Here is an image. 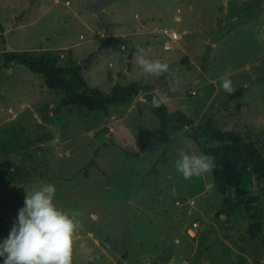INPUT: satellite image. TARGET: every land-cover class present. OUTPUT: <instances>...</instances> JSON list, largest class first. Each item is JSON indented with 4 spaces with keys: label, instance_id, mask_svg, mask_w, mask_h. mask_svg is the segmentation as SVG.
I'll list each match as a JSON object with an SVG mask.
<instances>
[{
    "label": "rangeland",
    "instance_id": "obj_1",
    "mask_svg": "<svg viewBox=\"0 0 264 264\" xmlns=\"http://www.w3.org/2000/svg\"><path fill=\"white\" fill-rule=\"evenodd\" d=\"M95 2L0 0V241L24 206L25 191L52 183L56 206L80 213L73 264H264V198L232 215L222 203L227 216L222 235L227 222L238 227L239 239H231L234 250L218 239L207 221L222 196L215 188L182 196V185L196 189L200 180L183 179L173 166L179 148L199 151L183 142L182 126L159 136L142 91L110 104L107 115L74 105L56 113L59 90L49 88L41 74L2 60L7 50L49 53L61 67L80 66L76 77L66 76L79 89L107 93L114 84H152L168 110L181 111L195 124L212 117L217 130L249 136L264 153V0H110L102 10L113 24L108 36L99 14L89 11ZM229 11L238 18L231 20ZM162 28L180 34L172 49L162 48ZM138 47L190 85L171 93L155 87L172 81L144 74L134 60ZM91 53L94 58L82 67ZM229 67L236 88L230 95L219 87ZM213 78L216 93L208 81ZM203 178L205 185L213 183L211 175ZM251 181L248 198L256 195ZM259 204L263 208L254 220L261 233L246 240L248 216ZM194 220L197 227L191 226ZM188 227L196 238L186 234ZM85 247L94 261L86 258ZM245 248L247 255L240 252Z\"/></svg>",
    "mask_w": 264,
    "mask_h": 264
},
{
    "label": "trees",
    "instance_id": "obj_2",
    "mask_svg": "<svg viewBox=\"0 0 264 264\" xmlns=\"http://www.w3.org/2000/svg\"><path fill=\"white\" fill-rule=\"evenodd\" d=\"M229 11V14H232ZM4 64L16 63L26 67L29 71L41 74L49 88L61 92L59 105L54 111L59 113L62 108L69 105L83 107L89 111H96L107 115L110 104L124 103L142 91V98L147 103L149 111L157 118L159 130L162 135L168 133L170 126H182V136L187 143L197 148L199 153L215 157L216 168L211 173L214 188L222 196V201L227 207V214H234L238 210L249 211L254 199L259 202L264 198V189L261 196L257 193V181L264 182V153L249 137L239 132L217 130L211 118L195 124L192 118L179 110L170 111L162 103L160 107H151L153 96L160 98L152 84L140 88V84L128 85L114 84L107 93L98 89H79L66 76L76 77L80 66L69 65L61 67L56 59L49 53L39 52L31 55L28 52L7 50L3 52ZM187 128V130H185ZM255 181V197H247V188ZM230 193V198L226 196ZM259 204L248 216L245 230L246 240H252L261 233V223L254 220L262 211ZM253 218V219H252Z\"/></svg>",
    "mask_w": 264,
    "mask_h": 264
},
{
    "label": "clouds",
    "instance_id": "obj_3",
    "mask_svg": "<svg viewBox=\"0 0 264 264\" xmlns=\"http://www.w3.org/2000/svg\"><path fill=\"white\" fill-rule=\"evenodd\" d=\"M180 21V17H176ZM135 63L146 75H166L172 81V90L180 81L175 71L166 62L146 58V49L138 47L134 53ZM231 68L220 77L219 87L228 95L236 88L231 80ZM163 98L153 96L151 107L158 108ZM187 130V128L185 129ZM175 171L185 180L211 175L216 168L215 157L204 153H189L184 148L177 150L173 163ZM214 183H208L211 191ZM56 187L52 183L33 185L25 191L24 206L18 210L7 238L0 241V258L3 264H73V241L81 227L77 211H64L54 202ZM84 254L91 262L96 259L92 250L85 247Z\"/></svg>",
    "mask_w": 264,
    "mask_h": 264
},
{
    "label": "crops",
    "instance_id": "obj_4",
    "mask_svg": "<svg viewBox=\"0 0 264 264\" xmlns=\"http://www.w3.org/2000/svg\"><path fill=\"white\" fill-rule=\"evenodd\" d=\"M227 14V13H226ZM227 16H230V19L232 20V19H234V18H238V14H228ZM227 19H229V18H227ZM223 22H221V24H222ZM113 28V27H112ZM174 30V29H173ZM159 33V32H158ZM178 33V32H177ZM160 35V34H159ZM180 35V34H179ZM160 37L162 38V40H163V42H162V45H163V43H164V38L160 35ZM181 38V37H180ZM180 38H179V40H180ZM211 42H209V43H211L210 44V46L213 48L214 46H215V42L213 41V40H210ZM177 43V42H176ZM175 43V44H176ZM206 43V42H205ZM174 45V44H173ZM173 45H172V48H173ZM162 48H163V46H162ZM171 48V49H172ZM214 80H215V78H213V79H208V81H209V83H211L212 84V89H211V91H213L214 93H216L217 92V89H218V86L217 85H213L214 83ZM207 81V82H208ZM157 83H159V82H157ZM159 84H161V83H159ZM158 88H161V87H159L158 86ZM162 89V88H161ZM153 92H155L156 94H157V91H153ZM191 92H193V94L195 93V91L194 90H190L189 91V93H190V95H193ZM171 93V92H170ZM211 93V92H210ZM144 101V100H143ZM152 114V113H151ZM139 116H141L140 114H138ZM153 115V114H152ZM142 117V116H141ZM208 118H211L212 119V117H208ZM194 123H195V121H194ZM148 131V130H147ZM110 132H111V130H110ZM158 132V131H157ZM160 132V131H159ZM158 132V134H159V136H163V135H160V133ZM148 134L147 133H145V131L143 130V136L142 137H146ZM110 137H111V135H109ZM183 142L187 145L188 143L183 139ZM189 145V144H188ZM136 152V151H135ZM140 155V154H139ZM199 178V183H198V188H196V189H192V188H189L188 186H184V185H182L181 187H180V191L182 192V196H184V197H186V196H189V195H193V196H195V195H199V194H202L203 192H205L206 194H208L209 193V191L206 189V185H205V181H204V178H203V176H200V177H198ZM249 180H251V178H248ZM219 194V193H218ZM220 195V194H219ZM221 196V195H220ZM226 196L228 197V198H230V195L229 194H226ZM177 202V203H176ZM175 204H180V201L179 200H176L175 202H174ZM192 203V200H190V202H189V204H191ZM222 198L220 197L219 198V200L216 202V205L214 206V208H212V210H211V214H210V217H211V219H212V217H213V219L210 221H207L208 222V224L211 226V227H209V229L210 230H212L215 234H216V236H217V238L218 239H220V240H222L229 248H232L233 249V247L234 246H232L231 245V239L232 238H237V239H239V230H238V227H232V226H227V222H225L224 223V226L225 227H227L226 229H228V231H227V234H225V235H222V230H221V225H222V222H224L225 220H226V218H227V216L223 213V212H221L220 210L222 209ZM218 211H220L219 212V214L218 215H216V213L218 212ZM137 213V211H134V214H133V212H131V216L132 217H135V215H137L136 214ZM235 214V213H234ZM232 215V214H231ZM258 217V216H257ZM145 223H147L144 219H142L141 220V224H145ZM193 223L195 224V226H193ZM191 226L192 227H197L198 226V223L194 220L193 222H192V224H191ZM186 234L189 236V237H194V238H196V235H195V233L192 231V229L191 228H186ZM258 235H260V234H258ZM257 235V236H258ZM233 236V237H232ZM175 239V241L177 240V238H174ZM254 239V238H253ZM236 245L237 246H235L236 248H239L240 249V247H238L241 243L239 242V241H236ZM263 247H264V245H263ZM234 250V249H233ZM235 251H237L238 252V250L237 249H235ZM241 253H243L244 255H247V251H246V248L244 249V251H240ZM145 259V258H144ZM146 262H144V264H145Z\"/></svg>",
    "mask_w": 264,
    "mask_h": 264
},
{
    "label": "water",
    "instance_id": "obj_5",
    "mask_svg": "<svg viewBox=\"0 0 264 264\" xmlns=\"http://www.w3.org/2000/svg\"><path fill=\"white\" fill-rule=\"evenodd\" d=\"M110 0H96V2L91 5L89 7V11H91L92 13H97L99 14L100 16V21L104 27V35L105 36H108L112 33V27H113V24L106 21V19L103 17L102 15V10H103V7L106 5V3H108ZM104 51V46L100 47L98 49V53H102ZM95 54L94 53H91L89 54L81 63L80 65L82 67H86L91 61L92 59L94 58ZM195 83V82H193ZM159 83H155V87H161L162 89H165L167 92H172L174 91L175 89H179L181 87H185L187 85H190V82L188 81H182L181 83H179L178 86L175 87L174 90H172V85H165V84H159ZM257 185V193L259 196H261L263 194V189H264V182L263 181H257L256 183ZM173 260V258L171 259V261Z\"/></svg>",
    "mask_w": 264,
    "mask_h": 264
},
{
    "label": "built area",
    "instance_id": "obj_6",
    "mask_svg": "<svg viewBox=\"0 0 264 264\" xmlns=\"http://www.w3.org/2000/svg\"><path fill=\"white\" fill-rule=\"evenodd\" d=\"M159 34L164 38V43L162 46H163V49H165V50L171 49L172 45L175 44L180 38L179 33H177L175 30L169 29V28H162L159 31ZM191 93L193 94V92H191ZM193 226H195L194 223H193Z\"/></svg>",
    "mask_w": 264,
    "mask_h": 264
}]
</instances>
